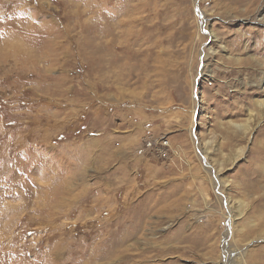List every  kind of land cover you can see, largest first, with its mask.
<instances>
[{
    "label": "rangeland",
    "instance_id": "obj_1",
    "mask_svg": "<svg viewBox=\"0 0 264 264\" xmlns=\"http://www.w3.org/2000/svg\"><path fill=\"white\" fill-rule=\"evenodd\" d=\"M263 16L0 0V264H264Z\"/></svg>",
    "mask_w": 264,
    "mask_h": 264
},
{
    "label": "bare ground",
    "instance_id": "obj_2",
    "mask_svg": "<svg viewBox=\"0 0 264 264\" xmlns=\"http://www.w3.org/2000/svg\"><path fill=\"white\" fill-rule=\"evenodd\" d=\"M260 21H262V23L264 22V16L260 19ZM264 24V23H263ZM211 37V36H210ZM212 37H213V40H215L214 42H216V38H215V36L212 34ZM219 42V41H218ZM211 47V46H210ZM222 47V46H221ZM213 50H214V48H213ZM210 51V50H209ZM226 51V50H225ZM217 52V51H216ZM214 53V52H213ZM240 62V61H239ZM242 62V61H241ZM238 63V62H237ZM246 63V62H245ZM251 64L252 65V60L251 61H249L247 64ZM254 63V62H253ZM240 64H243V63H240ZM249 64V65H250ZM238 72V71H237ZM257 86V85H256ZM258 101V100H257ZM259 103H261V102H259ZM258 103V104H259ZM258 106V105H257ZM260 107V106H259ZM262 107H264V106H262ZM264 109V108H263ZM236 113V112H235ZM238 113H240V112H238ZM250 113V112H249ZM255 118V117H254ZM248 119V118H247ZM251 119V118H250ZM253 120V119H252ZM256 120V119H255ZM258 120V119H257ZM247 122V121H246ZM252 123V122H251ZM254 123V122H253ZM256 124V123H255ZM255 124H252V125H255ZM234 126V128H236L237 130H247L248 132L250 131V130H252L253 128L250 126V124L248 125H242V124H234L233 125ZM233 128V129H234ZM230 130V129H229ZM227 132V131H226ZM231 133V132H230ZM229 135V134H228ZM237 152V151H236ZM264 154V153H263ZM219 167V166H218ZM233 221H234V217H230V223H233ZM232 229L233 228H231V235L230 236H232ZM238 253V260H237V262L235 263L234 261L235 260H233L232 259V256H231V259L228 261L229 262V264H240V261L242 260V257H244V253H241V252H237Z\"/></svg>",
    "mask_w": 264,
    "mask_h": 264
},
{
    "label": "built area",
    "instance_id": "obj_3",
    "mask_svg": "<svg viewBox=\"0 0 264 264\" xmlns=\"http://www.w3.org/2000/svg\"><path fill=\"white\" fill-rule=\"evenodd\" d=\"M153 144H154V143H153V142H151V143L149 144V146H148V147H153Z\"/></svg>",
    "mask_w": 264,
    "mask_h": 264
}]
</instances>
